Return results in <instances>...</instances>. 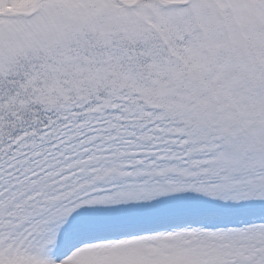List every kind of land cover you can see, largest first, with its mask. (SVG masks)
<instances>
[{
  "label": "snow or ice",
  "instance_id": "1",
  "mask_svg": "<svg viewBox=\"0 0 264 264\" xmlns=\"http://www.w3.org/2000/svg\"><path fill=\"white\" fill-rule=\"evenodd\" d=\"M0 264H264V0H0Z\"/></svg>",
  "mask_w": 264,
  "mask_h": 264
}]
</instances>
